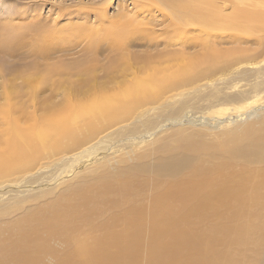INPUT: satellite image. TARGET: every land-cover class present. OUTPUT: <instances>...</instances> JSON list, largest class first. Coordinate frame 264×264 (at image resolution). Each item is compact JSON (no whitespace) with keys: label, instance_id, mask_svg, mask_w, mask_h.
Returning a JSON list of instances; mask_svg holds the SVG:
<instances>
[{"label":"rangeland","instance_id":"rangeland-1","mask_svg":"<svg viewBox=\"0 0 264 264\" xmlns=\"http://www.w3.org/2000/svg\"><path fill=\"white\" fill-rule=\"evenodd\" d=\"M106 96L117 99L88 105ZM55 113L73 136L61 137L60 149H39L34 125ZM263 118L264 0H0V140L11 121L22 138L34 134L24 141L33 145L30 162L0 177V238H14L17 223L72 191L129 174L134 197L126 207L145 211L139 245L147 264L161 189L224 157H194L174 177L157 176L155 166L183 156L181 139L221 147ZM233 169L264 175L263 162ZM113 214L106 208L97 223ZM61 240L49 241L53 254L41 264L57 263ZM260 247L264 264V239Z\"/></svg>","mask_w":264,"mask_h":264},{"label":"bare ground","instance_id":"bare-ground-1","mask_svg":"<svg viewBox=\"0 0 264 264\" xmlns=\"http://www.w3.org/2000/svg\"><path fill=\"white\" fill-rule=\"evenodd\" d=\"M116 99H90L88 105L103 108ZM64 116L55 113L36 121L39 149H60V138L73 136L63 125ZM51 121L58 125H51ZM260 121L262 125L249 124L229 133L221 147L207 148L185 136L181 139L183 156L162 159L155 166L157 176L174 177L189 168L194 157L225 159L219 158L214 166L200 162L202 165L193 168L188 177L162 187L151 209L147 264H258L264 239V227H260L264 226L260 224L264 175L258 178L253 172L237 173L233 165L264 163V136L260 134L264 118ZM19 124L11 121L8 140H0V151L7 150L5 155L0 152L1 178L21 170L32 159L33 145L24 141L32 142L34 134L26 130L29 134L22 138ZM126 175L114 181L100 178L82 191L60 198L54 207L21 220L14 226V238H0V264H41L43 256L52 253L49 241L53 238L66 245L56 264H141L139 244L147 218L143 208L126 207L134 197L133 177ZM108 207L114 209L113 216L97 223ZM122 208L125 210L120 215L117 212Z\"/></svg>","mask_w":264,"mask_h":264}]
</instances>
